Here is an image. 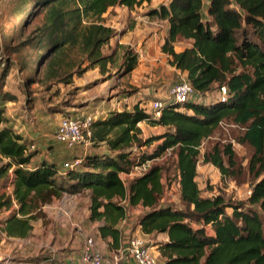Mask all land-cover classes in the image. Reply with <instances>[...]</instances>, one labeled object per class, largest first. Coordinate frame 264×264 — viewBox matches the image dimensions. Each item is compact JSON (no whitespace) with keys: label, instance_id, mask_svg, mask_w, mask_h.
I'll return each instance as SVG.
<instances>
[{"label":"trees","instance_id":"obj_1","mask_svg":"<svg viewBox=\"0 0 264 264\" xmlns=\"http://www.w3.org/2000/svg\"><path fill=\"white\" fill-rule=\"evenodd\" d=\"M28 2H35L44 11L41 23L21 42L39 50L38 82L69 84L91 69L104 74L118 60L122 75L136 68L138 56L128 46H117L122 49L121 57L117 47L104 53L115 30L103 15L116 6L133 9L151 0ZM147 13L168 22L160 48L168 55L169 64L184 73L201 95L217 84V88L227 87V97L204 102L166 100L157 117L139 101L129 108L112 110L91 122L92 149L75 155L80 156V163L64 169L63 161L44 155L51 153L47 148L52 142L45 148L30 149L32 143L16 133L0 112V155L7 159L3 162L0 157V187L10 179L9 168L14 176L11 190L0 192V212L9 211L0 219L2 231L26 237L30 221L44 217L45 204L64 194L87 190L89 219L103 221L99 234L102 238L111 236L114 244L120 238L116 224L125 218L127 206L144 208L138 217L142 234L167 236L165 241L155 242L159 264H264V0H164ZM245 27L257 34L262 45L248 38ZM182 38L192 43L177 52L174 42ZM29 63L27 59L22 67H29ZM7 72L5 66L2 79ZM1 99L0 104L14 97L5 94ZM224 120L241 126L243 132L237 141L253 149L247 164L254 178L248 207L219 195L203 197L196 182L201 142ZM142 121L164 130L142 138L138 125ZM155 141L151 154L132 156V147ZM169 148L175 149L179 195L185 210L160 204V166H151L127 185L120 176L133 164ZM202 157L222 177L234 173L231 143H216ZM192 221L198 226H192Z\"/></svg>","mask_w":264,"mask_h":264},{"label":"rangeland","instance_id":"obj_2","mask_svg":"<svg viewBox=\"0 0 264 264\" xmlns=\"http://www.w3.org/2000/svg\"><path fill=\"white\" fill-rule=\"evenodd\" d=\"M143 9L144 7L135 9V12L140 13ZM126 12V10L119 9L114 11L112 15H103L106 24L111 25L115 30V35L121 31H127L126 29L129 26L133 27L134 25H130L129 21L132 19L130 13L127 12L128 19H125ZM43 14L44 11L40 10L35 5V2L33 4V2L29 3L28 0H0V100L5 94L14 97L13 101L0 104V112H3V116L8 118L7 122H9V125L13 127L16 133H20L25 139H28V143H32L35 147H47L48 143L52 142V145H49L47 149L55 148L57 152L44 153L47 157L49 156L62 162L65 159H71L74 153L77 155L84 151L88 153L93 147L90 142L87 144L79 143L73 152L69 153L62 145L56 143L54 133L61 117L102 114V111L121 107L124 103L125 106H131L137 101V98L142 101L141 106L148 110L153 100L161 99L158 96L163 97L161 100L166 99L169 86L179 78L178 75L181 72L177 73L171 70V65L168 62L169 57L160 56L157 58L159 68H155L154 79L150 82L136 72L122 75L120 60H118L115 65L109 66V69L104 74L95 68L86 71L81 77L74 78L73 82L69 84L56 83L48 85L40 83L37 81L40 77L37 74V71H39L37 64L39 50L33 48V45H22L21 42L41 23ZM144 20L147 22L153 21L150 17ZM162 24L158 21V33L162 30ZM244 29L248 38L262 45V42L257 38V34L250 27H245ZM152 34L151 32L149 35ZM144 37L148 38V34L144 35ZM161 40L162 36L160 37V35H157L154 40L159 52L163 44L160 45L159 42ZM190 42L188 39H178L175 44L176 49L179 50L189 45ZM114 43L115 41H113ZM128 47H131V42ZM103 49L105 52L112 50L106 46ZM117 54L121 57L122 49H117ZM27 59L30 61L29 67H22L23 64H26ZM5 66H8V72L2 79L1 75ZM152 86L154 89L156 88V91L159 90L160 93L149 92ZM217 89V84H213L207 93L202 94L204 100L217 99ZM138 125L143 129L140 135L142 138L159 134L157 129L147 122H140ZM242 132L243 128L241 126L232 123L231 120H224L209 137L201 142L200 156L196 166V182L201 191V196L214 197L219 195L227 201L233 203L242 202L244 207L249 206L247 197L250 194L254 178L249 173L247 164L253 149L249 144L237 141ZM156 143L157 141L141 147H132V152L134 153L132 156L151 154ZM216 143L219 145L231 143L233 147L236 166L231 176L222 177L216 167L203 161L202 154ZM153 165L162 168L163 192L159 201L160 204L185 210L186 207L180 200L179 195L175 149L166 150L159 159L152 163ZM122 177L127 184L129 179ZM4 188L0 187V192ZM227 211L230 212V209H227ZM191 224L195 227L198 226L195 221H192ZM139 236L145 240L146 244L154 252L153 241L150 242V238L147 236ZM5 245H10L12 252L4 253L2 255L4 258L2 259H7L8 254L10 256L18 254L15 250L20 248L17 247L19 245L34 248L40 253L48 252V248L46 249L45 247L43 250L42 246L36 245L35 240H28L25 243L10 239L6 240ZM155 256L159 263V257L156 254ZM3 261L0 260V262Z\"/></svg>","mask_w":264,"mask_h":264},{"label":"crops","instance_id":"obj_3","mask_svg":"<svg viewBox=\"0 0 264 264\" xmlns=\"http://www.w3.org/2000/svg\"><path fill=\"white\" fill-rule=\"evenodd\" d=\"M162 1L163 0H151L149 4L144 3L141 6L134 7L133 9H128L125 6H116L112 8L110 12L104 14V16L108 14L112 15L114 11L119 9L123 11L126 10L130 13V17L132 19H130L129 22L130 25L134 24L133 27L129 26L126 29L127 31H121L119 34L115 35L114 38H111L106 47L113 49L119 45L128 46L131 42L130 48L132 50L134 49L133 51L138 56V64L132 72H136L149 82L154 79V71H156L155 68H159L157 58L160 56L168 57L167 54L157 51V46L154 42L157 35H160V37L162 36V40L159 43L160 45L163 43L167 35L168 22L165 19H160L157 16L149 15L147 13L149 8L157 7ZM142 7H144L142 12H135V9H142ZM127 12L125 19H128ZM141 13H143V15H141ZM148 17L153 19V21L147 22L144 20ZM158 21L163 23L162 30H160L159 33L157 32ZM142 26L143 28L141 29ZM151 32L153 34L149 35ZM146 34H148V38L144 37ZM188 40L191 41L189 44L191 45L192 40ZM113 41H115L114 44ZM175 44L176 42H174V49L177 52L189 46L187 45L177 50ZM117 49L120 50L121 48L117 47ZM110 51L111 50H108L107 52L104 51V53H109ZM170 68L177 73L180 72L173 66H170ZM150 89L151 90H149V92L156 94L160 93V91H156V88L154 89L153 86L150 87ZM158 97L161 99L163 98L162 96ZM136 100L135 101H139L141 105L142 101L139 98ZM124 106L125 103L122 104L121 107L102 111V114H96L95 118L107 116L110 111L120 110ZM129 107L130 106L127 108ZM141 123L144 122L142 121ZM152 127L157 129V133L164 130V128L159 125H152ZM54 151L57 152L55 148L52 149V153H55ZM68 152L71 153L72 151ZM86 153L87 151H84L81 154ZM75 155L77 154L74 153L71 157H74ZM128 179L130 180V178ZM123 182L125 185L128 184H126L124 180ZM89 203L90 193L87 190H83L82 192L75 194H64L60 198L52 199L50 203L45 204L42 207L44 217H38L30 221L31 229L26 237L6 235V233L2 231L3 224L0 223V260H4L3 262H0V264H87L82 260V247L85 239L89 236L93 238L95 248L98 249L103 256H117L119 258L118 264H136L126 250L127 241L132 235H143L149 237L150 242L153 241L152 243H154V252L157 257H159V251L156 248L155 242L165 241L167 236L166 234H142L140 226L138 225V217L144 211V208L141 205L127 206L125 218L116 224V227L120 230V238L117 243L114 244L111 236L102 238L99 234L98 227L104 222L89 219ZM8 213L9 211L0 212V219L6 218ZM10 239L19 240L20 242L25 243L28 242V240H35L36 245L39 247L42 246L43 250L45 247L46 249L48 248L49 253H40L34 248L22 247L19 245L17 247L20 248L15 250L18 254L15 256H10L8 254L7 259H2L4 258L2 257L4 253L12 252V247H10V245H5L6 240Z\"/></svg>","mask_w":264,"mask_h":264},{"label":"built area","instance_id":"obj_4","mask_svg":"<svg viewBox=\"0 0 264 264\" xmlns=\"http://www.w3.org/2000/svg\"><path fill=\"white\" fill-rule=\"evenodd\" d=\"M178 77V80L169 86L166 93V99H155L152 101L151 107L148 109V111L152 112L154 116H159L160 108L166 100H171L178 103L187 101H206L202 95L192 87L184 73H180ZM217 91V99H225L228 95V89L226 86L218 87ZM95 116L96 114L61 117L54 133L55 141L70 152H73V150L76 148V145L79 143L87 144L90 142L89 137L91 136V122L96 119ZM33 148L34 145L32 144L30 149ZM0 157L3 159V162L7 161V159L1 155ZM160 157L161 155L133 164V166H131L127 172H122L120 174L121 179L123 180L122 176L130 179L141 176L152 166V163ZM80 161V156H74L71 159H67L66 161L64 160L62 162V169L74 167L75 165H78ZM8 172L10 174V179L7 182L4 190L9 192L12 188L11 181L14 176L12 168H9ZM126 250L136 264H159L151 247H149L145 240L139 235H132L129 237L126 244ZM118 259L119 258L117 256H103L100 251L95 248L94 240L91 236L85 239L84 245L82 247V260L87 264H118Z\"/></svg>","mask_w":264,"mask_h":264}]
</instances>
